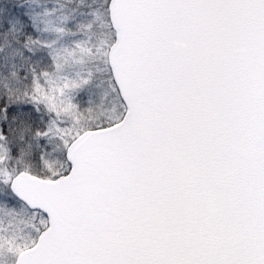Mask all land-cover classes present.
Instances as JSON below:
<instances>
[{
    "label": "snow or ice",
    "instance_id": "obj_1",
    "mask_svg": "<svg viewBox=\"0 0 264 264\" xmlns=\"http://www.w3.org/2000/svg\"><path fill=\"white\" fill-rule=\"evenodd\" d=\"M0 264H264V0H0Z\"/></svg>",
    "mask_w": 264,
    "mask_h": 264
}]
</instances>
